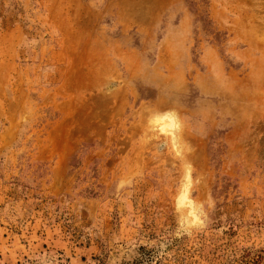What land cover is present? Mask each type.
Segmentation results:
<instances>
[{"label":"rangeland","instance_id":"rangeland-1","mask_svg":"<svg viewBox=\"0 0 264 264\" xmlns=\"http://www.w3.org/2000/svg\"><path fill=\"white\" fill-rule=\"evenodd\" d=\"M246 9L264 0H0V264H264Z\"/></svg>","mask_w":264,"mask_h":264},{"label":"bare ground","instance_id":"bare-ground-1","mask_svg":"<svg viewBox=\"0 0 264 264\" xmlns=\"http://www.w3.org/2000/svg\"><path fill=\"white\" fill-rule=\"evenodd\" d=\"M243 6V5H242ZM248 12H249V10L248 9H246ZM252 12H249L250 13V17H251V20H250V22H252L253 24H257L258 22L261 24V25H264V16H262L260 19H259V21H257V14H256V12H255V10H251ZM174 123H173V121L171 120V121H169L168 123H164L163 124V126H162V130H164V131H167L168 130V128H172V127H174ZM169 129V130H170Z\"/></svg>","mask_w":264,"mask_h":264}]
</instances>
